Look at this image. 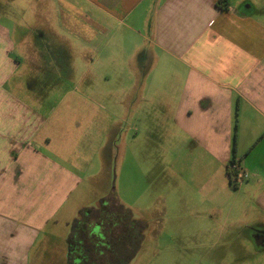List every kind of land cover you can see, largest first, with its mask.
I'll list each match as a JSON object with an SVG mask.
<instances>
[{
    "label": "crops",
    "instance_id": "0c3cea01",
    "mask_svg": "<svg viewBox=\"0 0 264 264\" xmlns=\"http://www.w3.org/2000/svg\"><path fill=\"white\" fill-rule=\"evenodd\" d=\"M0 8L9 9L0 16V264H71L87 211L124 209L104 189L96 209L74 201L81 185L79 196L95 180L107 183L111 149L125 151L132 123L135 135L145 127L169 137L165 209L180 203L176 217L195 248L222 246L240 228L264 252L263 3L0 0ZM21 8L28 20L10 15ZM19 72L30 75L18 81ZM23 88L38 96L14 95ZM232 162L248 174L240 188L229 186ZM133 220L149 231L142 241L160 230L150 218ZM234 242L227 247H241Z\"/></svg>",
    "mask_w": 264,
    "mask_h": 264
},
{
    "label": "rangeland",
    "instance_id": "374dc122",
    "mask_svg": "<svg viewBox=\"0 0 264 264\" xmlns=\"http://www.w3.org/2000/svg\"><path fill=\"white\" fill-rule=\"evenodd\" d=\"M250 2L264 4V0H250ZM27 11L28 9H14V14L10 15H14L15 18L19 16L22 21H25L29 19L26 13ZM4 12L9 13V9L7 11L6 8H0V16ZM33 25L26 23L17 24V26L22 28V31L24 28H29ZM45 50H49V60L47 62L59 68L61 60L59 57L54 56L53 48L46 47ZM14 55L15 58L19 57L18 61L22 65L28 64L26 63L27 57L18 50L15 51ZM72 64H76L78 68L81 67L79 62H73ZM16 75L18 76V81H25L30 73L19 72ZM13 90L15 96H27L30 95L29 93L34 95V91L37 93V89H31L30 92L26 89L24 90V88ZM44 94L54 97L53 91L50 95L49 92H45ZM130 127L132 128L125 132V151H118L117 148L111 147L110 158L107 161L109 170L104 175L108 180L107 183L103 186L100 179L95 180L89 184L86 193L79 196L80 191L84 188V184L81 185L79 187L81 189L79 190V195L76 201H74L75 204H82L89 209H96V207H100L99 204L101 203V201H97L99 199L97 196L99 194L101 195L104 189L109 195V198H111V202H114L112 200L117 201L119 199L124 206V211H129L133 219L150 218L152 220L151 224L154 223V220L159 223L157 224V227L160 229L159 231L154 234L151 233L152 235L150 234V236H146L144 241L141 238V244L140 242H135V244H131L129 248H126L125 254L127 258L132 255L133 250L137 251V256L131 257L127 264H194L193 261L197 262L195 264H203L204 260L206 262V259L207 262H210L208 259L213 255H215L216 260H231L233 262L232 264H264V252H261L260 249L251 248L247 240L244 241L241 239L246 237L244 235L240 236L242 232L240 228H234L235 231H232L228 235L229 239L226 238L221 242L226 244L225 246L223 244L222 246L211 249L195 248L197 244L196 240L189 238L192 230L187 227V224L183 223L180 215L176 217V214L179 213L178 210L182 208L180 203H176V201L170 203L172 205L169 209L174 211L172 214L168 211L169 209L167 210L168 213H166L165 209L164 198L169 177V172L166 167V147L169 137L156 131L152 133L151 130H146L145 127L141 131L142 133L139 131L135 135L136 132L133 130L134 123L127 125V128ZM174 140L171 141V144ZM80 144V141H78V151L83 156V159H85L86 156L84 154L87 155L89 149H84V146ZM80 146L82 147L80 148ZM79 162L83 163L81 157L79 158ZM82 170L79 169V171ZM188 171L190 170L187 168L185 176H188ZM244 181L237 183L239 184L238 188L242 186L240 183ZM111 209L120 213L114 206L108 210L110 213L112 212ZM108 211L106 212L108 213ZM139 228L141 229V227ZM249 233L250 235L254 234L251 231ZM148 234L149 231L146 230L142 235ZM232 240H235V244L239 243L241 247H227V242ZM139 245L140 250H137ZM207 251H209V255L205 259L204 253ZM184 253H190L191 260ZM54 264L62 263L60 259H57V261H54Z\"/></svg>",
    "mask_w": 264,
    "mask_h": 264
},
{
    "label": "flooded vegetation",
    "instance_id": "af4514ba",
    "mask_svg": "<svg viewBox=\"0 0 264 264\" xmlns=\"http://www.w3.org/2000/svg\"><path fill=\"white\" fill-rule=\"evenodd\" d=\"M87 212L75 225L77 238L69 248L71 264H127L133 254L126 257L127 242L120 232L119 237L116 235L112 222L106 220L109 215L99 214L97 210Z\"/></svg>",
    "mask_w": 264,
    "mask_h": 264
},
{
    "label": "trees",
    "instance_id": "16d2710c",
    "mask_svg": "<svg viewBox=\"0 0 264 264\" xmlns=\"http://www.w3.org/2000/svg\"><path fill=\"white\" fill-rule=\"evenodd\" d=\"M227 175L229 178L230 186L232 188H234L235 185L232 183L228 171H227ZM118 209H119L120 213L114 211L113 209H111L112 214L108 211L109 218H107L106 220L108 221L110 219V221L112 222V224L114 226V229L116 230L115 231L116 235L119 237L118 234L120 232V234L124 238V241L127 242L126 248H129L130 244H135V242H140V240L142 238V232H143L142 230L144 227L141 226L139 223L135 222L133 220L131 214H129L130 212L127 210L124 211L122 206H119ZM121 215H123V216H121ZM139 227H141V229ZM71 241L72 242L75 241V238H73ZM71 241H70V244H71ZM128 243H130V244H128ZM115 247H117L116 244H115ZM69 248H70V246H69ZM124 252H126V249H124ZM135 252L136 251L133 250L132 254L134 255Z\"/></svg>",
    "mask_w": 264,
    "mask_h": 264
},
{
    "label": "built area",
    "instance_id": "2783aa9c",
    "mask_svg": "<svg viewBox=\"0 0 264 264\" xmlns=\"http://www.w3.org/2000/svg\"><path fill=\"white\" fill-rule=\"evenodd\" d=\"M227 171L229 172L230 179L234 185H237V183L248 178L246 171L240 168L236 163H230L227 167Z\"/></svg>",
    "mask_w": 264,
    "mask_h": 264
}]
</instances>
